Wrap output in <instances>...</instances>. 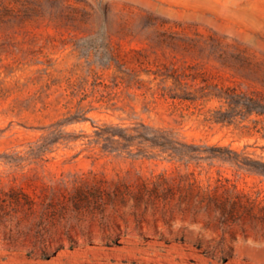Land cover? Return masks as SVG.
Returning <instances> with one entry per match:
<instances>
[{"label": "rangeland", "instance_id": "1", "mask_svg": "<svg viewBox=\"0 0 264 264\" xmlns=\"http://www.w3.org/2000/svg\"><path fill=\"white\" fill-rule=\"evenodd\" d=\"M4 1L12 12L0 22V191L22 189L40 211L45 199L61 200L99 180L135 186L162 174L194 172L205 187L235 186L264 201V177L228 164L202 161L187 168L164 156L105 152L90 143L104 125L145 123L173 130L189 143L227 146L264 161V138L251 121L206 124L196 115L173 114L164 101L145 111L144 97L115 89L108 101L105 88L93 85L96 77L111 84L115 73L101 60L98 44L105 38L117 51L145 50L151 64H196L216 82L264 94V0ZM78 113L86 119L59 128L66 139L38 158L32 154L52 125ZM3 156L20 160L7 162ZM21 217L0 224V264H264L261 222L222 226L207 215L176 212L165 219L153 210H71L49 228L45 238L53 247L44 256L40 249L30 254L32 244L42 248L40 236L27 246L24 237L16 245L5 240L34 227V217L18 224ZM199 242L223 253L204 255Z\"/></svg>", "mask_w": 264, "mask_h": 264}, {"label": "trees", "instance_id": "2", "mask_svg": "<svg viewBox=\"0 0 264 264\" xmlns=\"http://www.w3.org/2000/svg\"><path fill=\"white\" fill-rule=\"evenodd\" d=\"M50 1L55 3L58 0ZM11 12L12 9L5 6V1L0 0V22L10 17ZM98 49H102L101 60L104 68L115 69L111 84L104 83L100 77H96L93 84L94 87L105 88L108 101L114 100L115 89H122L127 97H130L131 92L135 96L144 97L145 111H149L152 104L164 101L170 103L173 114L179 113L182 118L196 115L202 117V122L206 124L230 126L238 121H251L252 129L264 138V94L216 82L211 74L196 64H151L145 50L117 51L105 38L98 44ZM143 74L147 78H143ZM79 113L52 125L49 137L32 154L38 158L49 151L51 144L66 139L59 128L65 123L86 119ZM91 137L93 139L90 143L100 145L105 152L128 151L130 155L148 158L164 156L187 168L193 162L199 164L208 161L211 165L219 162L230 165L238 172L264 177L262 159H254L245 152H238L227 146L189 143L180 139L173 130L155 128L145 123L125 128L114 124L104 125ZM78 139L79 137H75L72 141ZM134 149L137 150L136 154H132ZM3 157L7 162L20 160ZM224 181L229 183L228 179ZM218 182L221 183V180ZM41 205V210L37 211L35 199L22 189L0 191V224H4L7 218L12 220L19 215L22 217L18 224L29 222L33 217L36 220L34 227L28 232H21L19 238L10 236L5 239L16 245L24 237L22 243L27 246L29 239L42 237V248L32 244L31 255L40 249L44 256H49L46 250L53 247V241L49 242L45 235L50 232V227L56 226L71 210L81 212L86 209L104 213L108 207L130 208L135 214L141 210H153L156 213L162 211L165 219L176 212L194 218L207 215L222 226L239 222L264 223V201L253 199L235 186L232 189L226 184L214 188L210 185L205 187L196 179L194 172L176 177L162 174L155 181L139 180L135 186L121 181L107 184V181L99 180L92 186L78 188L73 194L62 195L61 200L51 198L47 202L45 199ZM32 232L35 234H31ZM68 239L74 243L72 237L68 236ZM196 247L207 256L223 253V250L210 246L203 249L202 242L197 243ZM231 252L232 250L226 256H231Z\"/></svg>", "mask_w": 264, "mask_h": 264}]
</instances>
